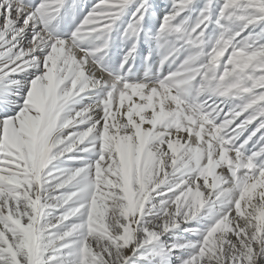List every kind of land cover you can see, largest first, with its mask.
Returning a JSON list of instances; mask_svg holds the SVG:
<instances>
[{"label": "snow or ice", "instance_id": "snow-or-ice-1", "mask_svg": "<svg viewBox=\"0 0 264 264\" xmlns=\"http://www.w3.org/2000/svg\"><path fill=\"white\" fill-rule=\"evenodd\" d=\"M0 264H264V0H0Z\"/></svg>", "mask_w": 264, "mask_h": 264}, {"label": "rangeland", "instance_id": "rangeland-1", "mask_svg": "<svg viewBox=\"0 0 264 264\" xmlns=\"http://www.w3.org/2000/svg\"><path fill=\"white\" fill-rule=\"evenodd\" d=\"M160 2H161V3H165V4H166V3H168V2H169V0H161Z\"/></svg>", "mask_w": 264, "mask_h": 264}, {"label": "bare ground", "instance_id": "bare-ground-1", "mask_svg": "<svg viewBox=\"0 0 264 264\" xmlns=\"http://www.w3.org/2000/svg\"><path fill=\"white\" fill-rule=\"evenodd\" d=\"M161 1V0H160Z\"/></svg>", "mask_w": 264, "mask_h": 264}]
</instances>
